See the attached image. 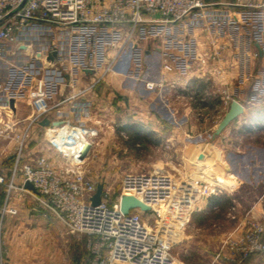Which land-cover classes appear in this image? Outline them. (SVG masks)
<instances>
[{"label":"crops","instance_id":"crops-1","mask_svg":"<svg viewBox=\"0 0 264 264\" xmlns=\"http://www.w3.org/2000/svg\"><path fill=\"white\" fill-rule=\"evenodd\" d=\"M205 2L206 5L202 9L189 16L194 17L190 20L193 24H177L172 28L175 33L170 36L172 40L168 47L157 52L163 54L166 49L167 54L169 52L176 54L175 58L182 57L187 61L188 45L195 47L199 55L204 52H215L219 56L215 68L220 69V72L215 70L213 74L204 76L199 72H188L187 69L163 70V78L166 79L167 85L173 80L178 82V102L176 107L172 106V110L168 105L171 93L168 92L165 99L156 91L146 88L144 79L138 74L110 72L99 79V74L92 70L79 73V69L76 68L78 74H72L75 68L66 61L63 64L68 63V65L63 69L61 67L63 65L57 64L61 52L65 51L59 43L65 41L67 36L58 27L47 24L28 27L21 33L22 45L19 48L17 45H10L9 48L13 49L12 53H18L19 56L29 55L34 62H37L36 64L43 67L48 65L45 59L49 60L50 64L46 68L55 69L52 68L51 73L41 74L39 78L46 79L54 88L52 93L54 102L78 92L76 101L68 100L53 110L52 120L79 117L92 125L98 123L101 129L119 128L122 133L127 125L142 138L139 140L132 137L133 143L149 140L160 145L163 144L164 137H170L167 140L174 146L178 144L196 150L193 154H196L198 161L208 157L215 158L214 170L226 178L228 173L235 174L234 164L242 160L246 162L243 167L250 172L252 169V176L257 178L258 182L264 183V140L261 141V138L264 139V41L254 43L257 52L253 53L254 47L249 40H239L235 43L240 50L238 53L235 52V45L227 37L228 32L239 29L238 23L241 22L245 12L250 13L257 9V12H263L264 16V0H205ZM245 27L250 29V26ZM45 35L51 38L40 43L39 48L34 51L32 38H41ZM173 46L176 47L175 53L171 50ZM53 50H57V54L51 59L49 53ZM114 51L116 50L113 49ZM154 51L148 50L147 53L150 55ZM6 52L8 55L11 53L8 50ZM164 59H168L170 64L177 62V60L175 62L169 60V55ZM25 62L28 63L29 60ZM6 65L8 66V62L5 57L0 56V69H5ZM60 68L67 72L65 78L58 76ZM75 76L76 84L72 86ZM22 77L28 79L27 86L36 80L28 72H24ZM180 82L182 84H179ZM224 83L232 84L231 92L244 104L245 111L222 133L215 134L218 124L212 126L206 121H201L195 125L185 118L177 125L170 120L177 114L185 117L186 113L192 111L200 113L208 110L211 112L223 110L225 108L223 95L221 92H214V89L216 86L223 87ZM183 84L189 85L191 89L196 87V93H199L201 99L198 102L189 101L187 96L189 93L185 90L187 88L180 87ZM2 92L0 97H6L10 102L9 105L13 99V105L11 104L10 107L15 110L19 118L24 119L30 115L31 97L28 90L21 95L7 90ZM189 96L195 99L193 95ZM227 108L229 107L223 110V114L226 113ZM123 116H128L126 117L128 119H123ZM51 126L52 124L42 123L32 126L31 136L25 146L24 161L40 155L53 156L50 145ZM208 131H211L210 140L204 136ZM154 137L157 142L152 141ZM256 137L259 143H255ZM17 146L16 139L8 142L0 141V176L11 177ZM208 147L211 149L209 153H207ZM92 150L93 146L87 154V160H90ZM198 166L201 167V164L199 163ZM25 182L23 176L17 175L16 184L12 189H9L6 183H0V259L2 258L5 264H73L74 255L80 254L79 258L82 262L86 258L84 249L87 248L83 238L87 236L74 235L76 237L73 238V234L67 230L59 216L45 206L38 199L36 191L26 187ZM228 186L226 188L228 192L235 189L233 184ZM203 199L208 201L209 196ZM5 206L16 208L17 212L3 211ZM249 211L264 220V190L258 197L257 204ZM81 238L83 241L79 242Z\"/></svg>","mask_w":264,"mask_h":264},{"label":"built area","instance_id":"built-area-1","mask_svg":"<svg viewBox=\"0 0 264 264\" xmlns=\"http://www.w3.org/2000/svg\"><path fill=\"white\" fill-rule=\"evenodd\" d=\"M205 5V0H0V56L7 53L10 45L18 48L22 45L20 36L26 28L47 24L60 28L66 40L71 41L72 51L68 52V48L67 52L75 70L69 73L78 74L76 68L79 73L92 70L102 79L111 71H117L116 67L132 53L135 55L130 65L134 63L139 68L134 74L144 79L146 88L154 90L160 83L148 72L150 64L146 66L142 54L167 48L172 40L170 36L175 33L172 28L183 24ZM92 47L97 49L94 54L90 52ZM186 50L188 56L196 53L200 74L220 72L215 68L218 53L199 55L190 45ZM167 52L165 49L160 57L164 70L180 68L185 71L191 67L189 59L182 57L170 64L164 59L169 55ZM65 73L60 68L58 76L65 78ZM74 79L72 86L77 77ZM161 88L159 95L165 98L166 90ZM53 89L46 79L35 80L29 90L32 114L27 118L11 121L0 111V141L11 136L18 142L11 177L0 176V183L12 189L17 175L30 180L37 189L38 199L59 216L70 232L87 234L90 255L81 264H177L169 248L143 220L141 210L135 208L125 212L121 205L123 194H134L151 205L152 210H157L158 205L173 207L182 190L173 174L162 169L125 172L120 196L111 201L112 187L107 180L95 179L88 173L85 168L87 155L82 154L85 142L91 147L95 145L99 129L72 118L63 119L58 127H50L53 156L40 155L24 161L32 126L46 117L52 120L53 110L66 101H76L78 92L54 102ZM224 92L226 100L223 99L230 105L235 97L228 89ZM18 123L21 124L19 128ZM99 182H104L105 189L101 202L93 204L91 198ZM224 182L222 177L217 178L216 183L202 182L194 191L199 197H208L221 191ZM6 210L17 212L13 207L5 206L3 211ZM225 249L229 254H225ZM255 253H264V220L250 219L248 229L240 237L230 236L218 256L236 264ZM0 264H5L2 258Z\"/></svg>","mask_w":264,"mask_h":264},{"label":"rangeland","instance_id":"rangeland-1","mask_svg":"<svg viewBox=\"0 0 264 264\" xmlns=\"http://www.w3.org/2000/svg\"><path fill=\"white\" fill-rule=\"evenodd\" d=\"M262 14L263 12H257V9L250 11V13L245 12L242 15L241 22L238 23L239 29L235 30V32H228L227 37L230 38L229 40L235 45L237 41L247 39L254 47L253 53L257 52L256 45L254 43L264 41V16ZM192 17L193 16L188 17L189 19L187 18L183 24H193V21L190 22L191 19H194V17ZM188 20L189 22H187ZM245 26H250V29H246ZM63 34H65V32H63ZM50 38L51 36L49 37L47 35L42 36L41 38H32L34 39L33 50L36 51L39 48L38 46L40 43H44L45 40ZM69 40L65 39V41H61L59 43L60 47L65 49V51L61 52V56L57 61V64L63 65L61 66L63 69L66 65H68V63L71 65L73 64L71 57L68 56V52L72 51L70 45L71 41ZM76 47L78 48V46ZM68 48L70 51L67 50ZM171 48L174 52L176 47L173 46ZM112 49L113 48L110 50ZM234 49L235 52L240 51L236 45L234 46ZM6 50L11 53L10 55L7 53V55L3 54V57H5V60L8 62V66L6 65L5 69H0V95L3 93V90H7L18 95L23 94L26 90L29 91L33 87L34 83L27 86L28 79L22 77L24 72H28L32 78L39 79L41 74L51 73V69L54 68H46L50 64L48 62L49 60L45 59L47 62L46 64L48 65L43 67L36 64L37 62H34V59H32L29 55L23 54L22 56H19L18 53H12L13 49L11 48H7ZM96 50L97 49L92 47L90 52L94 54ZM155 51L150 55L144 52L142 54V58L146 63V66L150 64L148 72L154 75L157 83H160V85L156 86V88L152 91H156V93L160 94L159 89L162 86L163 89L166 90L165 99L167 93L170 92L171 94L169 93L168 105L171 106L169 108L172 110V106L176 107V102H178V82L173 80L170 85L165 83L166 79L163 78L164 75L162 74L164 66L162 67L160 61L161 53ZM168 54L169 60L175 62L176 54H170V52ZM134 55L132 53H128L124 62L116 67L118 70L111 72L131 75L139 71V68H136L134 63L130 65V60L134 57ZM138 55L141 56V54ZM192 55L193 54H190L188 57L190 61L189 65L191 67L186 71L199 72L201 66L198 64V57L196 56V53H194L193 56ZM25 60H29V62L27 63ZM65 61L68 63L64 65L63 62ZM209 69H206V71ZM100 70L101 68H99V71ZM236 83L237 82H234V84ZM179 84L182 83L180 82ZM224 84L225 85L223 87L216 86L214 92H221L223 98L226 100L224 89H228L229 92L232 93V84ZM180 87L187 88L185 90L189 93L187 95L189 101L198 102V100L201 99L199 93H196V87L191 89L189 85L184 84L180 85ZM204 94H206V91ZM11 95L13 96V94ZM189 95H193L195 99L189 98ZM233 96L237 98L236 95ZM225 100L224 111L227 106L229 107V104H226ZM9 103L10 102L6 97H0V111L3 112L6 119L17 122L22 118H19L17 113H15V110L8 106ZM30 107L32 113V106L30 105ZM27 109L28 108H26V110ZM223 110H214L213 112L208 110L201 111L200 113L192 111L186 113L185 117L184 115L177 114L175 118H171L170 120H173V122L177 125L182 123L186 118L188 121L195 123V125L199 124L197 122L206 121L209 125L216 126L224 115ZM81 115H83V113ZM126 117L128 116H123L122 118L128 119ZM74 119L84 122L83 119L79 117ZM84 123L89 124L87 122ZM20 125L21 124H19L18 128L21 127ZM94 126L99 129V135L95 145L93 146L91 158L86 161L85 168L95 179L108 181L112 187L111 201H116L120 196L122 191V178L125 172L139 171L142 169H162L170 172L175 176L182 187V190L179 193L180 196L177 199L178 202H174L172 205L173 207H170L169 209L165 205H163V207L158 205L157 210L151 211H143L139 208L142 212L141 214L143 220L152 232L157 234L159 241L169 248L175 257L177 264H233L225 257L218 256V253L225 244L226 240L230 236L236 238L240 237L244 231L248 229L250 219L263 220L256 215H253V213L249 210L257 204V199L264 190V183L261 181L258 182L259 180L252 176V169L250 172L249 169L243 167V164H246L245 161H236L234 164L235 174L228 173V178H226L214 170L213 166H215V162L213 160L215 158L208 157L206 159H202V161H198L195 157L196 154H193L196 150L191 149L190 147L180 146L178 144L174 146L172 142L167 140L170 139V137H164L165 140L163 144L160 145H156L149 140H144L140 143H133L132 133L134 130L127 125H125L126 128H124L123 133L118 130L119 128L115 130H109L107 128L101 129L98 123ZM204 136L210 140L211 131L205 132ZM154 139L156 138L154 137ZM2 140L8 142L11 140V136L3 138ZM263 140L264 139L261 138V141ZM255 143H259V139H257V137ZM207 150V153L211 152L209 147ZM198 162L201 164V167L198 166ZM230 175L234 176L231 177ZM219 177L226 180L221 184L223 189L215 193L220 194V196H224L221 203L216 204L214 202H210V198L214 194L209 196V200L207 201L204 199L202 200L203 197L207 198L206 196L199 197V195H197L194 191L196 187H200L202 182H208L210 184L216 183V179ZM232 184L235 186V189L233 188L234 190L229 192L226 191V188L229 187L228 185ZM155 208L156 205L154 206V209ZM70 233L73 234V238L76 237L74 235H79L81 237H85L86 235L88 237L87 234L81 235L73 232ZM87 237L83 238L86 242L85 240L83 241L82 238L79 239V242L83 241L84 244H87ZM84 251L86 257L90 255L88 248L84 249ZM224 252L225 254H229V250L227 249H225ZM79 256L80 254L74 255L73 264L81 263V258H79ZM120 264L127 263L122 262ZM236 264H264V253L252 254L247 259Z\"/></svg>","mask_w":264,"mask_h":264},{"label":"water","instance_id":"water-1","mask_svg":"<svg viewBox=\"0 0 264 264\" xmlns=\"http://www.w3.org/2000/svg\"><path fill=\"white\" fill-rule=\"evenodd\" d=\"M56 54H57V50H53L52 52L49 53V58L54 59ZM11 104L13 105V99L11 100ZM244 111H245L244 104L236 98L233 99L232 102L230 103L228 110L226 111V113L218 123V126L215 130V134L222 133V131ZM63 121H64L63 119L51 120L50 118L46 117L41 123L44 125L52 124L54 127H58L61 123H63ZM90 149H91V144L89 142H85L82 148L83 156L87 155ZM25 185L29 189H32L37 192L35 185L30 180H26ZM104 189H105L104 182H99L97 184V190L91 198L93 204H98L101 202ZM121 205L123 211L125 212H129L131 209H135V208H140L143 211L152 210L151 205H149L148 203L143 201L140 197L134 194H123L121 198Z\"/></svg>","mask_w":264,"mask_h":264},{"label":"trees","instance_id":"trees-1","mask_svg":"<svg viewBox=\"0 0 264 264\" xmlns=\"http://www.w3.org/2000/svg\"><path fill=\"white\" fill-rule=\"evenodd\" d=\"M132 137L133 138H137L139 140H142L141 136L139 134H137L135 131H134V133H132ZM152 141L153 142H157V139H153ZM223 199H224V196H220V194H214V195L211 196L210 202L211 203L214 202V203L217 204V203H221L223 201Z\"/></svg>","mask_w":264,"mask_h":264},{"label":"bare ground","instance_id":"bare-ground-1","mask_svg":"<svg viewBox=\"0 0 264 264\" xmlns=\"http://www.w3.org/2000/svg\"><path fill=\"white\" fill-rule=\"evenodd\" d=\"M155 206V205H154ZM120 263H122V262H119L118 264H120Z\"/></svg>","mask_w":264,"mask_h":264}]
</instances>
